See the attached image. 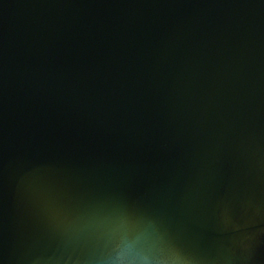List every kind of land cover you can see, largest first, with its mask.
Here are the masks:
<instances>
[{
	"label": "water",
	"instance_id": "obj_1",
	"mask_svg": "<svg viewBox=\"0 0 264 264\" xmlns=\"http://www.w3.org/2000/svg\"><path fill=\"white\" fill-rule=\"evenodd\" d=\"M0 264H264V0H0Z\"/></svg>",
	"mask_w": 264,
	"mask_h": 264
}]
</instances>
